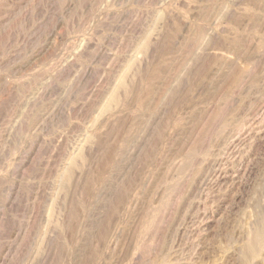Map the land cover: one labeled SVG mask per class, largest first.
<instances>
[{
	"label": "rangeland",
	"instance_id": "rangeland-1",
	"mask_svg": "<svg viewBox=\"0 0 264 264\" xmlns=\"http://www.w3.org/2000/svg\"><path fill=\"white\" fill-rule=\"evenodd\" d=\"M0 264H264V0H0Z\"/></svg>",
	"mask_w": 264,
	"mask_h": 264
},
{
	"label": "bare ground",
	"instance_id": "bare-ground-1",
	"mask_svg": "<svg viewBox=\"0 0 264 264\" xmlns=\"http://www.w3.org/2000/svg\"><path fill=\"white\" fill-rule=\"evenodd\" d=\"M20 17V16H19ZM19 27V26H18ZM88 75H90V74H88ZM160 131V130H159ZM109 133V132H108ZM157 142V141H156ZM63 150V149H62ZM106 153V152H105ZM210 165V164H209ZM125 171V170H124ZM47 176V175H46ZM70 176V175H69ZM190 176V175H189ZM88 177V176H87ZM85 178V177H84ZM116 178V177H115ZM86 180V179H85ZM84 180V181H85ZM207 183V182H206ZM141 185V184H140ZM41 199V198H40ZM111 209V208H110ZM134 221V220H133ZM10 232V231H9ZM54 244V243H53ZM119 254H120V252H119ZM124 254V253H123ZM93 256V255H92ZM59 260V259H58Z\"/></svg>",
	"mask_w": 264,
	"mask_h": 264
}]
</instances>
